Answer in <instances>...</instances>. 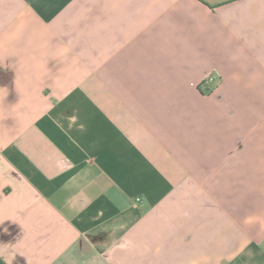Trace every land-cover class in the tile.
Returning <instances> with one entry per match:
<instances>
[{
    "label": "crops",
    "instance_id": "1",
    "mask_svg": "<svg viewBox=\"0 0 264 264\" xmlns=\"http://www.w3.org/2000/svg\"><path fill=\"white\" fill-rule=\"evenodd\" d=\"M0 264H264V0H0Z\"/></svg>",
    "mask_w": 264,
    "mask_h": 264
},
{
    "label": "clouds",
    "instance_id": "2",
    "mask_svg": "<svg viewBox=\"0 0 264 264\" xmlns=\"http://www.w3.org/2000/svg\"><path fill=\"white\" fill-rule=\"evenodd\" d=\"M68 119H69L70 122H75L76 119H77V117H76V116H72V117H70V118H68ZM70 126H71V123H70ZM79 128H80L81 130H83L84 125H83V124H80V125H79Z\"/></svg>",
    "mask_w": 264,
    "mask_h": 264
},
{
    "label": "built area",
    "instance_id": "3",
    "mask_svg": "<svg viewBox=\"0 0 264 264\" xmlns=\"http://www.w3.org/2000/svg\"><path fill=\"white\" fill-rule=\"evenodd\" d=\"M206 82H210V81H212V78L211 77H209L207 80H205Z\"/></svg>",
    "mask_w": 264,
    "mask_h": 264
}]
</instances>
